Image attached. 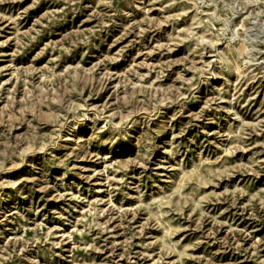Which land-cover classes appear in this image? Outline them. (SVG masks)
<instances>
[{
  "label": "rangeland",
  "instance_id": "1",
  "mask_svg": "<svg viewBox=\"0 0 264 264\" xmlns=\"http://www.w3.org/2000/svg\"><path fill=\"white\" fill-rule=\"evenodd\" d=\"M0 264H264V0H0Z\"/></svg>",
  "mask_w": 264,
  "mask_h": 264
}]
</instances>
